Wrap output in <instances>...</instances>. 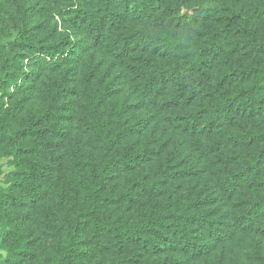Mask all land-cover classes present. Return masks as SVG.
I'll use <instances>...</instances> for the list:
<instances>
[{"label": "trees", "instance_id": "trees-1", "mask_svg": "<svg viewBox=\"0 0 264 264\" xmlns=\"http://www.w3.org/2000/svg\"><path fill=\"white\" fill-rule=\"evenodd\" d=\"M208 1L0 0V264H264V0Z\"/></svg>", "mask_w": 264, "mask_h": 264}, {"label": "rangeland", "instance_id": "rangeland-1", "mask_svg": "<svg viewBox=\"0 0 264 264\" xmlns=\"http://www.w3.org/2000/svg\"><path fill=\"white\" fill-rule=\"evenodd\" d=\"M189 3H199L202 0H187ZM208 1V0H204ZM174 4H178V2H183V0H174ZM209 4V1L207 2ZM212 4V3H210ZM56 12V11H55ZM13 13V12H12ZM54 13V12H53ZM181 13H190V11H187L186 9L181 8ZM54 16L50 17L51 18ZM58 18V14L55 15V19ZM2 26V27H1ZM6 24L0 25V42H4L9 36L13 35L14 32L12 28H6ZM65 29V28H64ZM62 30V32L66 30ZM154 31V26L152 28ZM44 110L43 105L33 111V112H27L24 116L25 121L35 117L40 116L41 112H38ZM20 124V123H19ZM14 151L12 147H8L4 140H0V202L3 200L2 198L5 197H12L15 195V187L14 184L17 183V163L18 160L14 157ZM1 207V205H0ZM3 214V215H2ZM8 215H5L4 213H1L0 211V258L4 259L8 256V253L6 250L2 248V243L5 240V231L8 230V227L4 224V222L7 220Z\"/></svg>", "mask_w": 264, "mask_h": 264}]
</instances>
